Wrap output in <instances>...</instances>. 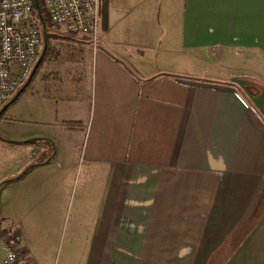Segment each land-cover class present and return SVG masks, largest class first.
Listing matches in <instances>:
<instances>
[{
    "label": "crops",
    "instance_id": "crops-1",
    "mask_svg": "<svg viewBox=\"0 0 264 264\" xmlns=\"http://www.w3.org/2000/svg\"><path fill=\"white\" fill-rule=\"evenodd\" d=\"M51 35L0 118L24 263L264 264V119L233 84L264 90V0H107L96 46Z\"/></svg>",
    "mask_w": 264,
    "mask_h": 264
},
{
    "label": "built area",
    "instance_id": "built-area-1",
    "mask_svg": "<svg viewBox=\"0 0 264 264\" xmlns=\"http://www.w3.org/2000/svg\"><path fill=\"white\" fill-rule=\"evenodd\" d=\"M50 29L63 28L96 46L101 0H42ZM42 47L33 0H0V109L29 79ZM2 264H25L17 234L0 233Z\"/></svg>",
    "mask_w": 264,
    "mask_h": 264
},
{
    "label": "water",
    "instance_id": "water-1",
    "mask_svg": "<svg viewBox=\"0 0 264 264\" xmlns=\"http://www.w3.org/2000/svg\"><path fill=\"white\" fill-rule=\"evenodd\" d=\"M34 1V5L36 8H38L36 0ZM38 18H39V22H40V26H41V30H42V54L41 56L38 58V60L36 61L34 68L32 70V73L29 77V79L27 80V82L19 89V91L14 95V97L9 100L1 109H0V115L18 98V96L24 91V89L28 86L39 62L42 59V55L44 53V51L46 50V44H47V31H46V27L42 21V18L38 12ZM233 84L237 85L240 89H242V91L247 95V97L249 98V100L251 101V103L253 104V106L256 108V110L258 111V113L263 117L264 119V90L263 91H257L255 94H252L250 92V86L247 84V82L243 79H235L233 80ZM35 140H28V141H24V142H16L18 144H27L30 142H33ZM34 165L28 167L26 170H24L17 178H20L28 169L32 168Z\"/></svg>",
    "mask_w": 264,
    "mask_h": 264
},
{
    "label": "trees",
    "instance_id": "trees-1",
    "mask_svg": "<svg viewBox=\"0 0 264 264\" xmlns=\"http://www.w3.org/2000/svg\"><path fill=\"white\" fill-rule=\"evenodd\" d=\"M36 3H37V6H38V8H37V13L39 12V14H40V16H41V18H42V21H43V23H44V25H45V27H46V31H47V44H46V50L44 51V53H43V55H42V59H41V61L39 62V64H38V66H37V68H36V70H35V72H34L32 78H31V80H30L28 86L32 83L33 78H34V76L36 75L37 71H38V70L40 69V67L44 64L47 55L52 51V48H51L52 35L50 34L49 20H48V17H47V15H46V12H45V10H44L42 0H36ZM99 16H100L101 27H102L103 30H105L106 27H107V0H101V2H100ZM41 54H42V47H41V51H40V53H39V55H38V58L41 56ZM28 86H27V87H28ZM27 87L24 89V91L27 89ZM24 91H23V92H24ZM23 92H22V93H23ZM22 93H21V94H22ZM21 94H20V95H21ZM19 97H20V96H19ZM19 97H18V98H19ZM18 98H17V99H18ZM248 102H249V101H248ZM250 104H251V103H250ZM3 114H4V112H3ZM3 114H2V115H3ZM2 115L0 116V118L2 117ZM39 141H41V140H35V141H33V142H30V143L33 144V143H37V142H39ZM30 169H31V168H30ZM30 169H28L27 171H29ZM27 171H26L25 173H27ZM25 173H24L23 175H25ZM23 175H22V176H23ZM22 176H21V177H22ZM21 177H20V178H21Z\"/></svg>",
    "mask_w": 264,
    "mask_h": 264
},
{
    "label": "rangeland",
    "instance_id": "rangeland-1",
    "mask_svg": "<svg viewBox=\"0 0 264 264\" xmlns=\"http://www.w3.org/2000/svg\"><path fill=\"white\" fill-rule=\"evenodd\" d=\"M51 30L52 29H50V34H51ZM54 30V29H53ZM55 34V36L58 34V33H54ZM55 36L53 37V38H55ZM67 36H68V34H67ZM79 40L81 39V41H83V42H85L81 37L80 38H78ZM60 42V40H54V39H52V41H51V43H59ZM87 43V42H86ZM42 48H43V45H42ZM186 68L187 69H191L193 72H195V70H200L202 67H201V64H200V62L199 61H197L196 59H193V60H191V61H187L186 62ZM189 66V67H188ZM32 84V83H31ZM31 84L27 87V89L20 95V97L18 98V100L13 104V105H11V107H9V108H7V110H6V115H5V117L4 118H6L7 119V121H10V120H12V116H14L13 114H14V110H15V106L16 105H18V106H21L22 108H24V103H18L22 98H23V100H25V98L27 97V96H29L30 94H31V89H29L30 88V86H31ZM235 85V84H234ZM241 92V94H243L247 99H248V101L251 103V101L249 100V98L247 97V95L242 91V89H240L237 85H235ZM32 88V87H31ZM37 88V87H36ZM38 89L40 90V87L38 86ZM250 92H251V90H250ZM252 104V103H251ZM253 105V104H252ZM10 108H12L11 109V111H10ZM262 117V116H261ZM263 118V117H262ZM9 119V120H8ZM9 128L10 127H7V130H9ZM0 140H4V137L3 136H1V133H0ZM15 153H5V151L1 148L0 149V161H4L5 160V158H4V156L5 155H7V158L9 159V156L10 157H15V155H14ZM16 157H20V154L19 153H17V155H16ZM12 231H9V232H7V233H5L4 234V236H7V234H9V233H11Z\"/></svg>",
    "mask_w": 264,
    "mask_h": 264
},
{
    "label": "bare ground",
    "instance_id": "bare-ground-1",
    "mask_svg": "<svg viewBox=\"0 0 264 264\" xmlns=\"http://www.w3.org/2000/svg\"><path fill=\"white\" fill-rule=\"evenodd\" d=\"M38 60V59H37Z\"/></svg>",
    "mask_w": 264,
    "mask_h": 264
}]
</instances>
